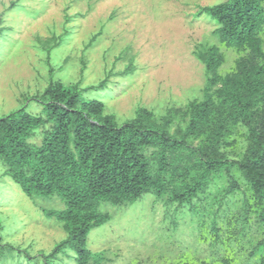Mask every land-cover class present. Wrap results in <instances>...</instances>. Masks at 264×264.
<instances>
[{"label":"rangeland","instance_id":"1","mask_svg":"<svg viewBox=\"0 0 264 264\" xmlns=\"http://www.w3.org/2000/svg\"><path fill=\"white\" fill-rule=\"evenodd\" d=\"M223 1L0 0L5 28L0 35V117L21 107L44 116L43 105L33 97L52 80L87 88L108 78L107 86L83 96L104 102L119 124L142 106L158 121L171 108L186 110L203 98L206 86L198 51L218 45L225 56L223 75L245 54L226 48L214 34L217 22L201 13ZM187 122L188 116L179 115L170 132ZM50 128L38 130L32 141L41 143ZM246 134L240 125L228 139L225 150L231 159L243 157ZM4 170L0 159V254L5 253L0 264H43L41 253L49 254L66 237L62 224L43 209L61 210L65 204L58 196H27ZM195 174L169 176V187ZM234 174L239 189L227 193L230 179L219 173L197 199L181 207L170 202V192L160 199L145 193L133 205L104 202L100 209L110 220L92 230L88 247L105 254L103 264H263L264 251L256 249L260 208L241 172ZM53 264L76 263L61 255Z\"/></svg>","mask_w":264,"mask_h":264},{"label":"trees","instance_id":"2","mask_svg":"<svg viewBox=\"0 0 264 264\" xmlns=\"http://www.w3.org/2000/svg\"><path fill=\"white\" fill-rule=\"evenodd\" d=\"M201 13L217 22L214 34L226 48L245 54L234 61L233 71L223 75L225 56L218 45L198 51L206 86L203 98L191 101L186 110L171 108L158 121L142 106L135 117L119 124L104 102L83 96L107 86L108 78L87 88L52 80L33 97L43 105L44 116L21 107L0 117L3 174L31 198L58 196L65 204L61 210L43 209L66 233L49 254L41 253L43 264H53L61 255L76 264L107 261L102 251L88 247L92 230L110 220L100 209L104 202L133 205L145 193L160 199L170 192V202L181 207L197 199L219 173L230 179L227 193L239 189L235 169L250 184L260 208L261 239L256 249L264 251V2L225 0L201 8ZM4 29L0 26V35ZM181 114L188 116L187 125L171 133L170 126ZM48 124L51 128L41 143L32 141ZM240 125L247 129L248 143L243 157L234 160L225 148ZM192 171L193 177L169 187V176L176 179ZM212 226L219 236L217 222Z\"/></svg>","mask_w":264,"mask_h":264}]
</instances>
